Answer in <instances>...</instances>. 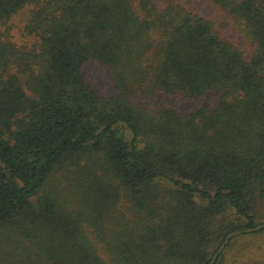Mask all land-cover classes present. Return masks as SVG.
I'll return each mask as SVG.
<instances>
[{"label":"trees","instance_id":"1","mask_svg":"<svg viewBox=\"0 0 264 264\" xmlns=\"http://www.w3.org/2000/svg\"><path fill=\"white\" fill-rule=\"evenodd\" d=\"M159 1L0 0V264H210L259 225L264 0H203L247 58ZM89 62L111 94L86 83Z\"/></svg>","mask_w":264,"mask_h":264},{"label":"rangeland","instance_id":"2","mask_svg":"<svg viewBox=\"0 0 264 264\" xmlns=\"http://www.w3.org/2000/svg\"><path fill=\"white\" fill-rule=\"evenodd\" d=\"M168 4L180 5L188 12L210 21L222 38L239 48L245 58L250 56L251 50L248 42L238 32L233 22L210 2L203 0H163L159 1L157 6L162 8ZM27 13L28 9L25 8L9 21L10 31L8 32V37L11 42L17 45L29 44L27 42L31 41V38L22 32V28L26 23ZM0 30L3 31L1 27ZM82 72L86 83L101 96L111 94L108 71L100 70L95 63L89 62L82 67ZM174 100L176 108L181 113L190 111L194 107L193 101L186 102L178 97L174 98ZM256 215L257 223L263 225L264 200L256 202ZM256 260L264 261V232L256 235H239L232 238L224 257V264H250Z\"/></svg>","mask_w":264,"mask_h":264},{"label":"water","instance_id":"3","mask_svg":"<svg viewBox=\"0 0 264 264\" xmlns=\"http://www.w3.org/2000/svg\"><path fill=\"white\" fill-rule=\"evenodd\" d=\"M264 228V224L263 225H258L257 227L255 228H252V229H248V230H244V231H235V232H231L229 233L223 243L219 246V248L217 249L216 253L214 254V256L212 257L211 261H210V264H214L217 256L221 253V251L224 249V247L227 245L228 241L236 236H239L241 234H244V233H251V232H256L258 230H261Z\"/></svg>","mask_w":264,"mask_h":264}]
</instances>
